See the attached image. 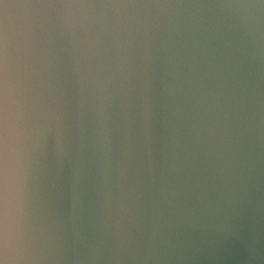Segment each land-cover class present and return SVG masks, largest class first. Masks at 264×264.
<instances>
[{
  "label": "water",
  "instance_id": "water-1",
  "mask_svg": "<svg viewBox=\"0 0 264 264\" xmlns=\"http://www.w3.org/2000/svg\"><path fill=\"white\" fill-rule=\"evenodd\" d=\"M0 264H264V0H0Z\"/></svg>",
  "mask_w": 264,
  "mask_h": 264
}]
</instances>
